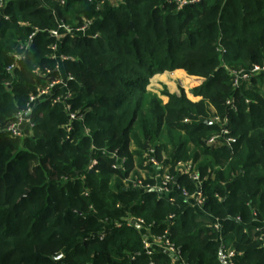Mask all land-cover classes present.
<instances>
[{
  "label": "trees",
  "instance_id": "trees-1",
  "mask_svg": "<svg viewBox=\"0 0 264 264\" xmlns=\"http://www.w3.org/2000/svg\"><path fill=\"white\" fill-rule=\"evenodd\" d=\"M103 1L8 0L9 19L0 21V264H172L166 253L144 251L138 228L114 225L126 215L153 235L168 228L180 261L222 264L223 249L234 251L233 264H264V234L248 233L264 222V72L237 87L230 74L264 65V0L179 9L167 0L106 8ZM58 21L71 28L91 21L96 33L65 36L60 69L48 33ZM15 53L23 58L7 72ZM175 70L191 77L192 98L182 88L148 90L154 75ZM63 75L70 97L36 104L32 127L11 137L6 127L30 96ZM66 103L82 121L68 119ZM215 115L227 117L230 147L207 142L219 126L203 120ZM150 148L190 193L196 183L175 168L192 163L204 214L177 193L171 201L127 180ZM143 168L150 173L143 183L155 184V170Z\"/></svg>",
  "mask_w": 264,
  "mask_h": 264
},
{
  "label": "built area",
  "instance_id": "built-area-1",
  "mask_svg": "<svg viewBox=\"0 0 264 264\" xmlns=\"http://www.w3.org/2000/svg\"><path fill=\"white\" fill-rule=\"evenodd\" d=\"M66 0H59L60 4H64ZM120 0H105L102 3V6L106 8V6H112L118 3ZM201 0H167L168 3L174 4L177 9L181 8L182 6L193 4V3H199ZM8 4V0H0V21L9 19V15L6 14L5 8ZM100 6V4H99ZM101 6V7H102ZM92 25L91 21H87L84 25L78 27V28H71L68 25L64 24L62 21H58V26L55 29L48 30L49 36L55 39V42L51 45V49L53 50V57L58 59V64L56 67L60 69L61 62L64 59H67L65 56L61 55L58 52V49L60 47V43L63 40V38L67 35L74 36V35H89V36H96L95 32H91L89 30V27ZM38 31V29H34V31L29 35L28 40L35 35V33ZM28 44L25 46H22L21 49H27ZM23 58L22 54L15 53L13 55V62L6 67V71L10 72L18 63L19 60ZM264 72V65H254L250 72H235L232 71L230 74L234 76V86H240L242 82H248L251 78V76L259 73ZM184 88V87H183ZM61 89V94H56V90ZM185 93H190V87H188V90H185ZM70 97V93L67 90V77L66 75H63L62 77H57L55 79L50 80L45 86L40 87L36 94H33L30 96L27 109L25 111L19 112L17 114V118L15 121L10 123L6 127V132L11 137H21L23 136L24 132L29 130L32 127V124L29 119V114L32 111L33 107L38 104L41 101L50 100L52 103L62 102L66 98ZM226 105L229 107H233V101L231 99L226 101ZM66 110L68 113V119L70 121L75 120H83V115L76 114V112H70V106L66 103L65 105ZM227 117H220L219 115H215L213 119L211 120V123H215L219 126V133L216 135L211 136L208 139L209 144H215L217 141L222 140L226 145L229 147L231 146V143L233 142V138L229 135V128L227 123ZM66 133L70 131V126L66 125ZM27 129V130H26ZM116 153H112V156L115 157ZM143 167H151L155 171V184H144L143 180L146 178L144 177L143 173L139 172L137 176L133 177V180L135 181L136 187H142L145 190L149 191H157L160 193V195H166L168 196L169 200H175L173 197V193L179 194L178 197L182 199L185 202H188L191 206L195 207L196 210L202 209L203 204V196L201 194V184L202 180L200 179L199 175L194 171V166L191 162H178L176 164L175 171L178 173V175H188L195 183H196V190L193 192H188L186 188H181L179 190V186L176 184V178L174 175L170 173V164H165L163 162H159L154 154L153 149H149L144 155H143ZM123 162V159L121 161L119 160L116 164L113 165L114 168L119 167L121 163ZM96 162L93 161L90 165V168L93 167V165ZM146 169V168H143ZM133 172L129 174L127 177V180L130 181L132 178ZM170 174V176H169ZM147 177V175H146ZM179 192V193H178ZM86 194V193H85ZM173 218V215L169 216V220ZM239 219V217L237 218ZM114 225L116 227L126 226V227H136L138 228L142 233V239H143V248L144 251L147 254H153V253H159L163 252L166 253L171 257L173 260L172 264H189L184 261H180V250L177 248L169 238V229L167 228L161 236L153 235L150 231V227L146 225L141 218H133L131 216L126 215L125 217H122L121 219L115 220ZM210 227L214 230H216L218 233L220 232L221 225L220 221L218 219L212 218L211 223L209 224ZM254 232H258L259 235L264 234V226H257L255 225ZM220 241V247L221 240ZM234 251L226 250L224 251L221 249L219 253V259L222 261V264H233L232 263V257L234 256ZM180 261V262H179Z\"/></svg>",
  "mask_w": 264,
  "mask_h": 264
},
{
  "label": "rangeland",
  "instance_id": "rangeland-1",
  "mask_svg": "<svg viewBox=\"0 0 264 264\" xmlns=\"http://www.w3.org/2000/svg\"><path fill=\"white\" fill-rule=\"evenodd\" d=\"M161 74H163V75H161L159 77L160 78L159 80H154L153 83H151V85H150L151 87H149V89H148L149 91L157 90V94L161 95V91L164 90V88H166L168 91L171 90L173 92H178L179 93V90L181 88L184 89V91L185 90L187 91L188 87H191V84H192L191 77H188V75H186L185 72L182 71V70L175 72L176 77L177 78H181V80L180 79L177 80L178 81L177 83L173 82L174 80L169 79V77H171V76L167 77V79L165 80V78H163L164 77V72L161 73ZM156 75H154L152 78H154ZM187 96H190V93L189 94L187 93ZM196 99L198 100L199 98H196ZM196 99L194 98L193 100L195 101ZM135 161H137V160L135 159ZM137 167H138V163H135L134 171H137L139 173L140 169H139V167L138 168ZM141 170H142V173H143L145 178H146L147 174H150L148 169H141ZM135 176H137V174L133 173L132 177H135ZM169 176H170V174H169Z\"/></svg>",
  "mask_w": 264,
  "mask_h": 264
},
{
  "label": "crops",
  "instance_id": "crops-1",
  "mask_svg": "<svg viewBox=\"0 0 264 264\" xmlns=\"http://www.w3.org/2000/svg\"><path fill=\"white\" fill-rule=\"evenodd\" d=\"M176 71H180V70H176ZM176 71H173V72H164V77H163V78H165V80H166L167 77L171 76V77H169V79L174 80L173 82L177 83V82H178L177 80H178V79L181 80V78H177V77H176V75H175V72H176ZM182 71H183V70H182ZM161 75H163V74H157L154 78H152V79L150 80V83H149V85H148V89H149V87H151L150 85H151V83H153L154 80H159V79H160L159 77H160ZM173 75H174V76H173ZM161 80H162V79H161ZM162 81H163V80H162ZM150 89H151V88H150ZM151 90H152V89H151ZM152 92L157 93V90H153ZM170 92H173V91L170 90ZM162 162L165 163V164H169L167 158H165ZM135 163H137V161H135ZM138 167H139V169H140L139 172L142 173V170H141V169H143V164H142L141 166H138ZM138 167H137V168H138ZM170 169H171V166H170ZM173 194H175V193H173ZM198 212H200V214H204L203 209H198ZM255 225H257V226H264V222L256 221V222H255ZM255 225H254L253 228H255ZM253 231H254V230L249 231L248 233L253 234V233H254Z\"/></svg>",
  "mask_w": 264,
  "mask_h": 264
},
{
  "label": "water",
  "instance_id": "water-1",
  "mask_svg": "<svg viewBox=\"0 0 264 264\" xmlns=\"http://www.w3.org/2000/svg\"><path fill=\"white\" fill-rule=\"evenodd\" d=\"M203 122H205V123H211V120L210 119H204ZM26 194H27V191H25V193L23 194V196H25ZM59 257H61V254L57 255L55 258L58 259Z\"/></svg>",
  "mask_w": 264,
  "mask_h": 264
}]
</instances>
